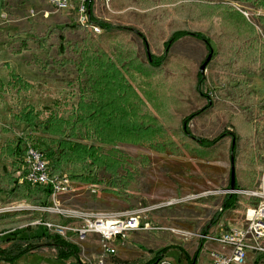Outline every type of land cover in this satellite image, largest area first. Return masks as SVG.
I'll return each mask as SVG.
<instances>
[{
	"label": "trees",
	"instance_id": "1",
	"mask_svg": "<svg viewBox=\"0 0 264 264\" xmlns=\"http://www.w3.org/2000/svg\"><path fill=\"white\" fill-rule=\"evenodd\" d=\"M227 1L214 3L192 0H112L115 14L110 16L113 21H126L131 27L108 24L91 15L92 22L102 29L99 38H96L95 35L98 34L89 28L68 23L59 30V35L56 29H52L42 40L15 37L20 48L27 49V42L30 39L38 43L41 50L50 38L57 37L59 42L54 45L57 55L55 64L61 68L71 67L76 72L80 100L78 107L72 110L67 118L55 111L43 119V113L36 111L32 106L25 107L21 114L15 116V123L26 125L31 135L27 136L29 138L26 140L17 138L16 142L7 145L2 153L13 159L16 169L15 172L12 168V173L6 175L7 187L10 189L5 192L10 198L7 202L9 204L26 202L34 207L53 205L51 188L31 186L27 182L19 184L21 177L19 180L15 177L26 154L27 140L34 149L43 154L52 176L69 175L74 183L78 181L86 186H95L102 183L99 174L104 173L108 175L110 186L115 188L112 192L114 195L119 196V187L127 190L130 184L136 181V173L126 171L124 176L121 175L124 160L104 155L101 149L81 145L80 141L96 137L103 143L106 141L114 144L108 137H127L130 141L134 137H148L147 141L139 142L157 145L156 128L160 126L154 125L155 117L149 112L151 110L149 105L152 107L155 105L153 97L156 90L163 93L164 98L169 101L168 104L174 105V116L181 118L179 130L167 131L161 127L158 129L161 137H175L180 141V144L178 141H170L161 149V153L180 157L184 150L192 158L203 162L219 161L218 158L224 160L226 154H229L232 168L228 189H232L233 168L234 190L254 189L257 186L255 180L259 179L262 173L253 169L240 171L236 166L238 162L244 166L264 163L260 149L264 137L257 129H254L253 133L252 127L251 130L248 127L252 121L248 119L249 117L245 119L247 110H251L253 103L257 101V95L240 81L236 74L241 68L248 67L255 73L261 72L264 76V42L249 19L229 2L244 3L264 10V0ZM8 7L9 0H0V17ZM128 7H134L138 12L125 10ZM258 20L264 26V16H259ZM73 31H82L83 38L77 42L67 39L68 34ZM202 31H207L212 39ZM132 35L141 40L146 61ZM187 37L200 42L207 51L203 63L210 54H212L210 63L215 58L218 59L217 66L221 72L218 73L217 79L222 81L223 87L226 85L232 88L233 91L228 97L241 107V111L235 112L220 102L212 101L211 97L205 94L206 78L204 71H201L203 64L198 66L188 59L173 57L171 53L173 46ZM161 46L165 51L163 57L158 58L153 55L151 49H162ZM166 58L167 66L171 61L178 62L177 65L171 63L174 67L170 72L163 67L162 62L165 63ZM9 85L19 92H29L32 89L28 82L10 68ZM174 85H177L176 89H173ZM184 89L191 95H186ZM214 113L215 119L218 120L216 123H219L217 125L221 126L220 134L213 140L198 137V130L194 134L189 127L190 124L193 121L200 124L203 120L212 122ZM127 116L134 118L135 121ZM149 119L152 121L151 124L147 123ZM227 140H230L229 147H225ZM154 150L160 149L156 147ZM82 164L83 170L89 166L91 171L66 174L65 170L70 165ZM240 208V197L225 195L221 200L220 210L205 227L203 236L208 235L219 222L228 220L229 216ZM21 215L6 213L0 216V243L3 242L2 237L7 234L24 228L32 229L31 226L36 219H22ZM40 219L58 224L65 221L61 216L53 217L48 213L41 214ZM223 223L224 228H227V222ZM51 239L54 241L52 246L57 249V260L75 259L79 264H86L81 259L84 250L81 243L68 242L51 234L45 228H41V235L36 239L16 240L10 247L0 248V252L4 262L12 264L32 252L30 241ZM205 243L204 239L199 241V247L193 256H190L182 245L167 244L158 251L150 249L153 257L144 264H156L174 249L179 250L182 259L187 260L188 264H197ZM250 260L252 264H264V258L258 254L251 256Z\"/></svg>",
	"mask_w": 264,
	"mask_h": 264
},
{
	"label": "rangeland",
	"instance_id": "2",
	"mask_svg": "<svg viewBox=\"0 0 264 264\" xmlns=\"http://www.w3.org/2000/svg\"><path fill=\"white\" fill-rule=\"evenodd\" d=\"M192 1L228 2L227 0ZM229 3L237 10L247 12L252 25L260 34L261 31L264 33V26L258 20V14L261 12L263 16L264 10L244 3L231 1ZM112 7L111 2L108 5L104 0H96L93 15L108 24L114 23L117 26L131 27L126 21H113L111 16L115 14V11ZM125 10L138 12L134 7H128ZM4 13L6 16L0 17V128L9 132L0 129V216L6 213H18L22 214L20 217L22 219L39 220L44 212L43 209L35 208L26 202L16 204L7 202L10 198L6 196L5 192L10 189L7 187L6 175L12 173L11 169L14 168V165L13 159L2 153L7 145L15 143L17 138L26 140L29 138L27 136L31 135L26 125L15 123L14 120L15 116L21 114L25 107L32 106L36 111L43 113V119L55 111L67 118L69 113L78 107L80 89L76 72L71 67L61 68L55 64L57 55L54 45L59 42L58 38L54 36L50 38L43 46V50L38 48V43L30 40H42L52 29H56L57 35H59V30L65 23L75 25L76 20L73 15L55 11L50 5V0H9V7ZM202 33L209 38L212 37L207 34V31H202ZM83 35L82 31H73L68 34L67 39L77 42L83 38ZM100 35H95V37L99 38ZM17 36L25 39L30 38L27 42V49L20 48L15 41ZM132 37L137 42L144 61H146L141 40L136 36L132 35ZM151 50H153V55L158 58H162L165 51L163 47ZM171 53L174 58H185L198 66L205 63L203 61L207 56L203 45L191 37L184 38L175 44ZM167 60L166 58L165 63L162 62L163 67L169 69L170 72V69L174 67L171 63L174 61H171L167 66ZM174 64L177 65L178 62H174ZM217 65L218 59L215 58L204 71L205 94L207 93L212 101L220 102L223 106L239 112L241 107L228 97L233 91L232 88L226 85L223 87L222 81L217 79L218 73L221 72ZM9 68L32 86L31 91L19 92L9 85ZM236 75L257 95V101L253 103L251 110H247L245 119L249 117L248 119L252 121V126L249 124L248 127L250 130L252 127L253 133L254 129H257L264 137L262 110L264 76L261 72L255 73L248 67L241 68ZM192 87L195 88L194 85ZM176 88L177 85H174L173 89ZM184 90L186 95H191L188 90ZM153 102L154 108L149 105L151 107L149 112L155 117L154 125L167 131L179 130L181 118L174 116V105L168 104L169 101L164 98L162 92L155 91ZM165 107L170 110L164 109ZM215 113L212 122L203 120L198 124L197 121H193L189 126L193 133L195 134L198 130V137L215 139L221 132V126L216 123L218 120L215 119ZM129 118L135 121L134 118ZM147 123L151 124L152 121L149 119ZM160 127L156 128L155 135V141L158 144L152 146L139 142L140 140L147 141L148 137H134L132 141L127 137H108L114 144L106 141L103 143L96 137H91L88 140L81 139V145L99 148L104 155L124 160V165L120 170L121 175L124 176L126 171L136 173V181L132 182L127 190L119 187L120 194L116 196L112 193L115 188L110 186L108 175L100 173L99 177L102 179L100 185L86 186L76 181L74 183L75 194L59 197L58 206H53L50 209L53 217L58 213L66 215L70 210L105 214L136 212L141 217V222L147 219L152 223L153 228L161 229L159 231L134 232L126 241L116 243L115 247L118 248V251L114 259L118 263L144 264L153 257V254L149 252L150 249L158 251L166 247L167 244L182 245L188 254L193 256L199 247L205 227L212 222L215 213L220 210L221 200L225 196L222 191L230 190L228 188L232 165L229 154H226L227 157L224 160L218 158L219 161L203 162L192 158L184 150V154L180 157L161 153V149L170 141H178L179 144L180 141L175 137H161L162 134L158 132ZM243 133L246 132L243 131ZM106 143L107 145H104ZM27 144L33 147L28 140ZM229 145L230 140H227L225 147H229ZM156 147L160 150H154ZM260 149L264 155V143L261 144ZM83 165H70L65 172L66 174H82L91 171L89 166L83 170ZM236 167L240 171L253 169L262 173L260 164L244 166L243 163L238 162ZM12 171L16 172V169L14 168ZM19 172L15 173L18 180ZM261 179L262 174L259 179L255 180L257 186L251 189L252 191L262 189ZM19 184H22L21 180H19ZM93 190L96 192H92ZM237 196L240 197L241 208L236 209L228 220L219 222L211 230L221 227L224 225L223 222L241 224V215L252 204V200L245 196ZM31 228V230L24 228L3 236L0 248H8L16 240H31L41 235V229L37 224H32ZM30 243L32 252L12 264H79L75 259L57 260V249L52 246L54 244L52 239L49 241L32 240ZM81 246L84 249L81 259L86 264L89 263L88 259H92L102 252L101 242L97 236L88 237L86 242L81 243ZM212 249L222 251L219 246H212ZM166 257L173 264H188L185 259H182L178 249L172 250ZM208 260V254L205 253L198 264H208ZM0 264H6L1 252ZM247 264H252L251 260H248Z\"/></svg>",
	"mask_w": 264,
	"mask_h": 264
},
{
	"label": "built area",
	"instance_id": "3",
	"mask_svg": "<svg viewBox=\"0 0 264 264\" xmlns=\"http://www.w3.org/2000/svg\"><path fill=\"white\" fill-rule=\"evenodd\" d=\"M96 0H50L51 7L57 11L73 15L76 24L89 28L95 34H101L100 26L92 22L94 13V2ZM109 5L111 0H104ZM239 11L250 20L249 14L243 10ZM260 12L258 16H262ZM3 13L1 17H5ZM264 16V15H263ZM264 42V33L261 31ZM263 130H264V100H263ZM264 160V155L262 154ZM261 172L262 189L259 190H226L225 195H240L252 200L241 215V224L229 223L227 228L224 225L211 230L208 235L201 239L206 241L201 255L207 253L208 264H247L251 256L264 258V163ZM21 182H27L31 186L49 187L53 191L52 207H57L59 197L73 195L76 192L75 184L69 175L52 176L48 162L43 154L28 146L19 170ZM92 192H96L93 190ZM52 207H35L44 210L43 213L52 215ZM42 213V214H43ZM65 221L61 224L36 220L33 224L45 228L51 234L57 235L71 243L86 242L88 237L97 236L101 242L102 252L92 259L88 264H123L115 261L118 248L115 244L126 241L130 234L138 231H159L160 228H153L152 223L146 219L141 222V217L136 212L130 213H94L89 211L70 210L66 215L58 213ZM200 239V240H201ZM212 246H219L222 251L212 249ZM187 261V260H186ZM188 263V262H187ZM199 263V261H198ZM197 263V264H198ZM156 264H173L167 257Z\"/></svg>",
	"mask_w": 264,
	"mask_h": 264
},
{
	"label": "water",
	"instance_id": "4",
	"mask_svg": "<svg viewBox=\"0 0 264 264\" xmlns=\"http://www.w3.org/2000/svg\"><path fill=\"white\" fill-rule=\"evenodd\" d=\"M212 59V54L209 55V57L207 58V60L205 61V63L202 65L201 67V71H205V69L207 68L208 64L210 63ZM232 189H234V168L232 170Z\"/></svg>",
	"mask_w": 264,
	"mask_h": 264
}]
</instances>
